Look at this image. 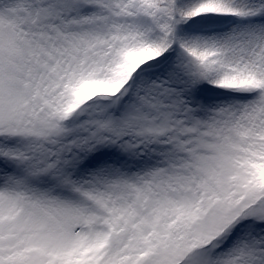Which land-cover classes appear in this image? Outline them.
I'll list each match as a JSON object with an SVG mask.
<instances>
[{"label": "snow or ice", "instance_id": "1", "mask_svg": "<svg viewBox=\"0 0 264 264\" xmlns=\"http://www.w3.org/2000/svg\"><path fill=\"white\" fill-rule=\"evenodd\" d=\"M0 264H264V0H0Z\"/></svg>", "mask_w": 264, "mask_h": 264}]
</instances>
